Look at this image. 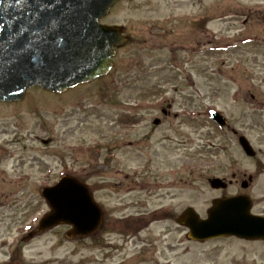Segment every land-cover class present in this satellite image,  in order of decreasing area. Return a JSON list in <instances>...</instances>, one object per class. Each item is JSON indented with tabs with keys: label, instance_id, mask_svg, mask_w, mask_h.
<instances>
[{
	"label": "rangeland",
	"instance_id": "374dc122",
	"mask_svg": "<svg viewBox=\"0 0 264 264\" xmlns=\"http://www.w3.org/2000/svg\"><path fill=\"white\" fill-rule=\"evenodd\" d=\"M102 22L123 26L131 37L108 76L60 95L31 88L18 103H0V264H9L13 252L12 264H264V241L194 242L174 222L187 207L204 218L213 199L241 191L240 180L249 175L252 212L264 215V0H120ZM161 98L184 114L175 122L180 140L161 146L153 166L165 174L154 179L165 195L143 206L137 192L100 190L95 194L107 211L105 234L68 240L66 228L57 227L23 243L48 211L41 188L65 174L93 186L95 148L114 136L112 121L132 118L127 105ZM209 109L223 114L229 128L216 126ZM123 129L116 131L123 135ZM133 130L135 136L143 132L141 125L128 134ZM240 135L255 158L242 152ZM165 161L180 167L174 186ZM140 163L133 159L126 170L137 182L143 178ZM232 173L239 182L227 190L208 186V178L231 179ZM104 180L94 188L108 187L109 177ZM155 211L167 219L120 234L121 219L137 223Z\"/></svg>",
	"mask_w": 264,
	"mask_h": 264
},
{
	"label": "water",
	"instance_id": "95a60500",
	"mask_svg": "<svg viewBox=\"0 0 264 264\" xmlns=\"http://www.w3.org/2000/svg\"><path fill=\"white\" fill-rule=\"evenodd\" d=\"M117 1L0 0V102L20 101L30 87L60 92L105 75L112 48L129 41L121 34L123 28L99 23ZM210 114L217 124L226 125L219 113ZM239 145L247 156H255L244 137ZM209 184L212 189L226 186L219 179ZM41 195L50 211L24 241L58 225L71 226L68 239L87 237L99 227L101 210L75 178L62 177ZM250 209V199L240 195L214 200L205 219L187 208L175 221L189 230L192 241L264 240V217L252 215Z\"/></svg>",
	"mask_w": 264,
	"mask_h": 264
},
{
	"label": "flooded vegetation",
	"instance_id": "af4514ba",
	"mask_svg": "<svg viewBox=\"0 0 264 264\" xmlns=\"http://www.w3.org/2000/svg\"><path fill=\"white\" fill-rule=\"evenodd\" d=\"M206 24V22L202 23V28H205ZM127 106L126 111L132 115V118L125 120L124 124L119 121L115 124V120L112 121L114 123L112 127L114 136H110L105 144L100 145L97 149L95 148L94 171L96 174H107L110 176V188L116 194L126 195L127 193L128 195L137 192L143 197L142 205L147 206L148 203H152L165 195V193L162 195L161 191L167 192V190H161L157 186V181L154 180L157 177H163L165 175L164 172L153 171V166L155 160L161 154V146H164L165 143L173 144L175 141L180 140L176 135L179 134L177 133L179 128L176 127L175 122L183 116L178 112H173L171 100L167 101L164 98L155 99L150 105L148 100H143V102ZM120 125L124 126L123 135L122 132L117 133L116 131V128ZM140 125L143 128V132L139 136H135L134 130L131 135L128 134L130 128ZM155 132H160V136L153 140ZM152 143H156L157 146H153ZM133 159L136 162L141 160L140 169L137 172L140 176H143L140 182L131 179L130 174L126 172L131 167ZM165 164L168 166L167 179L169 180L167 182L169 185L174 186L175 183L181 181L179 177L180 167H177L174 162L165 161ZM169 164L174 165L170 166ZM191 170L189 169V172ZM222 179L228 184L227 188L239 182L236 173L231 174V179L225 177H222ZM189 180L190 177H188L187 181ZM134 181L137 184H141L135 186ZM126 182H129V185L124 187L123 184ZM242 182L243 180H240L241 184ZM100 190L101 188L94 191L98 192ZM235 194H239V191L237 190Z\"/></svg>",
	"mask_w": 264,
	"mask_h": 264
}]
</instances>
